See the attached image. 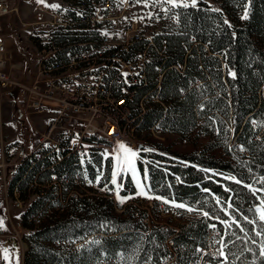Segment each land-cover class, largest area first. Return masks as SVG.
<instances>
[{"label":"trees","instance_id":"trees-1","mask_svg":"<svg viewBox=\"0 0 264 264\" xmlns=\"http://www.w3.org/2000/svg\"><path fill=\"white\" fill-rule=\"evenodd\" d=\"M245 11L247 20L242 18ZM170 14L160 19L162 27L154 31L152 45L147 40L133 45L149 57L145 78L133 87L135 94L126 104L135 117L137 136L145 137L143 133L158 124L161 131L194 145L183 153L159 141L147 147L152 151L146 182L160 197L195 205L201 213L176 227L158 220L147 227L145 210L126 206L116 212L108 199L85 196L73 183L80 166L66 149L59 160L55 155L25 160L10 181V188L19 189L22 197L35 195L20 213L27 244L22 264H195L213 224L228 245V264H264L261 238L255 236L260 228L243 219L257 218L253 209L261 195L253 196L245 185L264 177V0H197L196 7L175 8ZM96 42L84 30L57 35L58 50L51 59L66 65L68 54ZM138 168L143 170L141 163ZM51 173L60 180L61 193L50 184ZM74 188L80 196L68 197ZM228 204L256 244L237 239L244 233L235 225L225 233L220 220L231 218L221 209ZM205 211L213 218L204 217ZM75 241L81 242L77 248ZM249 247L251 252L246 251ZM205 258L210 264H224L223 257Z\"/></svg>","mask_w":264,"mask_h":264},{"label":"built area","instance_id":"built-area-1","mask_svg":"<svg viewBox=\"0 0 264 264\" xmlns=\"http://www.w3.org/2000/svg\"><path fill=\"white\" fill-rule=\"evenodd\" d=\"M61 1L64 6L54 17L49 21L36 22L44 27L37 29L39 57L33 81L27 84L15 79L7 67V44L2 19L11 12H17V9L8 7V0H0V95L18 89L23 94L26 114L49 113L48 122L41 132L38 131L35 146L16 160L6 158V161L0 162V187L3 184L11 206L19 211L16 221L12 222L8 218L12 233L19 239L23 231L20 213L25 210L26 202L35 196L22 197L19 189L10 188V173L22 161L32 162L51 155L59 160L61 151L66 149L77 159V163H81L84 158H93L94 166L90 170L94 173L97 168L95 159L100 153H111L120 143L133 150L138 147V141L128 140V131L136 133V127L135 117L126 100L133 98V87L143 82L149 56L145 49L139 50L133 45L142 40L152 45L153 31L145 33L138 21L124 17L129 1ZM119 6L121 11L116 12L115 8ZM83 30L93 34L98 42L90 43L77 53L68 54L67 64L58 66L51 59L58 50L54 43L55 36ZM155 100L158 101L157 98ZM140 106L143 107L142 102ZM151 132L156 134L162 131L156 124ZM102 137H113V145H102ZM6 166L9 167L8 173H4ZM49 181L57 185L61 193V182L54 173L50 174ZM73 183L85 190V196L108 199L115 209L120 202L116 188L110 182H94L93 179H83L82 175H77ZM67 196L80 195L74 188L68 190ZM9 236L4 226H0V238ZM221 237L211 232L207 237V246L199 248V252H206L211 258L217 257L214 254L220 244L215 241ZM117 262H123V257L119 256ZM0 264H5L3 258ZM205 264H210L208 258Z\"/></svg>","mask_w":264,"mask_h":264},{"label":"rangeland","instance_id":"rangeland-1","mask_svg":"<svg viewBox=\"0 0 264 264\" xmlns=\"http://www.w3.org/2000/svg\"><path fill=\"white\" fill-rule=\"evenodd\" d=\"M121 1H129L126 6L127 12L124 14V17H130L138 21L144 28L143 30L145 33H151L153 31L152 36L154 31L156 32L162 27L160 19L168 17V14L174 12L175 9L171 8V5L167 3L161 4L160 0ZM185 2L191 5V0H185ZM7 4L8 7L17 9V12H11L2 19L4 34L13 39L14 42L12 46L7 47V67H9L10 73L15 79L19 82L28 84L33 81L35 67L39 57L37 53L40 48L38 44L37 29L44 27V25L37 24L36 22L39 20L49 21L54 17L55 13L61 9L60 7L64 6V3L61 0H43V3L38 2V0H8ZM50 5H59L60 7L52 8ZM165 8L171 10L165 12ZM115 9L116 12L121 11V6L116 7ZM169 16V18H175V15L173 16L170 14ZM46 35L48 36V33ZM44 118L49 120V113L42 115L25 113L23 107V94L20 90L15 92V89H12L10 91L2 92L0 95V162L6 161V158L16 160L25 151L34 147L37 142L38 131L41 132L43 130L42 125L44 123ZM148 133L149 134L145 132L143 133V136L146 134L145 137H139L135 134L137 138L135 141H138V147L136 149L138 155L135 158V177L131 172L126 174L121 173L117 177V184L114 185L111 183L112 172L114 170V165L116 164L113 157L117 154L119 147H115L111 153L102 152L96 157L95 164L97 168L94 173L90 170V168L94 166V162L91 167H88L90 164L86 163L87 170L90 178L93 179L94 182H110L116 188V193H118L120 200L121 198L124 199V203L118 202L116 204V212H122L126 206H134L137 207V209L146 211L144 222L147 227H151L153 223H158V221H160L161 224L169 223L176 227L177 223L187 222L192 217L199 216L201 212H197L195 205H190L186 202H173L163 197L161 200L155 199V197L159 195L152 192L148 188V185L145 189L148 192V196L138 195L139 188L137 187V180L143 181L144 184L147 183V176L143 177V172L145 171L147 174L149 173L148 166L151 160L148 153L151 152L145 151L144 149H149L147 147L151 144L158 141L163 142L165 145L169 143L171 150L179 153L192 149L194 145H192L191 141H184L175 135L163 131L152 134L150 129ZM142 145H145L144 149H141V147H143ZM105 153H107V155H105ZM121 155H123V153H121ZM138 163L142 164V171L139 170ZM8 169L9 167L6 166L4 173H8ZM11 172L10 181L12 180L11 176H13V170ZM223 176L227 177L226 175ZM97 178H99V180ZM261 178L251 184L253 188L264 189V184L260 182ZM258 192H261V195H259V199L261 200V198H264V191ZM164 200L169 201V203L166 204L168 205L167 210L163 206V204H165ZM155 201L159 203L158 206H154ZM181 203L186 207H175V204ZM259 205L260 202L256 208ZM188 208H192L193 211H188ZM152 209L159 211L158 213H155L158 214L159 218H157L152 212ZM256 214L258 218V213ZM0 215V220L3 221L5 231L10 234L9 237L0 239L8 240L10 238L12 240L9 249L5 246L0 247V259L4 258L7 260V264H22L24 253L27 250V244L23 236L19 239L12 233L8 218H10L12 222L16 221L19 217V211L16 210L13 205L11 206L10 200L5 195L3 184H1L0 187ZM209 229L210 233L214 232L218 237L222 235V231L217 227L213 229L209 226ZM80 243V241H75L73 246L77 248ZM168 245L171 247L170 242H168ZM5 249L8 250L7 253H5ZM205 255L206 253L203 252L202 257H200L195 264H203V260H206V258L204 259ZM6 256L7 259L5 258ZM202 258L203 260L201 261ZM200 261L202 263H200ZM105 263L109 264L107 262Z\"/></svg>","mask_w":264,"mask_h":264},{"label":"snow or ice","instance_id":"snow-or-ice-1","mask_svg":"<svg viewBox=\"0 0 264 264\" xmlns=\"http://www.w3.org/2000/svg\"><path fill=\"white\" fill-rule=\"evenodd\" d=\"M38 2L43 3V0H38ZM160 2H161V4L167 3V4L171 5V8H179V7L187 8V7H189V4L186 3L185 0H160ZM249 2H250V0H249ZM196 4H197V0H191V6L192 7H196ZM50 7L59 8L60 6L59 5H50ZM170 10L171 9H168V8L164 9L165 12H168ZM213 10L218 11L216 9H213ZM242 18L245 20H247L249 18L247 11H245V14ZM224 23L227 24L228 22L224 21ZM230 75L233 78L236 77L235 72L230 71ZM144 150L145 151H152V149H144ZM121 153H123V155H121ZM105 155H107V153H105ZM137 155H138V152L136 150H133L131 147L126 146L124 143L119 144L118 152L113 157L116 161V164L114 165V170L112 172V179H111L112 184H114V185L117 184V177L121 173L126 174L128 172H131L134 177L136 176L135 158L137 157ZM145 177H146V174H145ZM97 179L99 180V178H97ZM226 179L233 180L237 184L242 183V181L237 179L235 176L226 177ZM260 182L262 184H264V178H261ZM118 187H119V185H118ZM137 187L139 188V192L137 193L138 195L146 196V197L148 196V192L145 190L147 188V185L144 184L143 181L137 180ZM245 187H247L250 190V192L252 193L253 196H255L258 191H264V189H255L250 184L245 185ZM205 191H207V190H205ZM148 198H152V197H148ZM155 199L161 200L162 197L157 196V197H155ZM120 202L124 203V199L121 198ZM164 203L167 204V203H169V201L164 200ZM216 203L217 204L220 203L219 198H217ZM175 207L185 208L186 206L181 203V204H175ZM232 207H233V205L228 204L227 207H223L221 209L226 216L231 217V221L220 220V218L218 216L214 217V218L217 220H220L221 224L226 225V228H225L226 234H229L228 230L231 229L233 227V225H235V227L238 228L240 232L244 233V236L243 237L236 236L235 232L230 233L232 236H236V238L240 239V240H249V241H251L252 244H256L257 243L256 239H254L252 236H250L249 233L245 231L244 227L240 224V222L234 216H232L231 212L228 211V208H232ZM187 210L190 212L193 211L192 208H188ZM253 211L258 213V218L249 219V217L244 216L243 219L245 221H247L248 224L259 226L260 230L255 231V236L261 238L260 242H259V255L261 257H264V198H261L260 205L257 208L253 209ZM203 216L207 217V218H213V217H210V214L206 211L203 212ZM2 225H3V221L0 220V226H2ZM211 227L213 229H215L216 225L213 224V225H211ZM93 243H98V241H93ZM215 243H219L220 248L217 250V252L214 255H217L219 257H223L224 258V264H228L227 258H228L229 253H226L224 251V249L228 246L227 243L224 241L223 237H221L220 240H216ZM232 244L235 245V240L232 241ZM4 251H5V253L8 252L7 249H5ZM246 251L251 252L252 248L249 247L246 249ZM231 254L236 255V253H231ZM5 258L7 259V256Z\"/></svg>","mask_w":264,"mask_h":264},{"label":"bare ground","instance_id":"bare-ground-1","mask_svg":"<svg viewBox=\"0 0 264 264\" xmlns=\"http://www.w3.org/2000/svg\"><path fill=\"white\" fill-rule=\"evenodd\" d=\"M135 131H128V140L129 141H135L136 138V135H135ZM102 145H113V137H102ZM39 159V158H38ZM42 159V158H41ZM86 161L87 164H90L93 160V158H84L82 161ZM81 161V163H78L79 166H80V172L81 173H78L76 174L75 176V181L77 180V175H82L83 179H91L90 176H89V173H88V170H87V164H83ZM16 169H13V175L15 173ZM12 174V172H11ZM11 184V182H10ZM28 202H26L25 204V208L27 206Z\"/></svg>","mask_w":264,"mask_h":264},{"label":"crops","instance_id":"crops-1","mask_svg":"<svg viewBox=\"0 0 264 264\" xmlns=\"http://www.w3.org/2000/svg\"><path fill=\"white\" fill-rule=\"evenodd\" d=\"M13 39H11V38H9L8 36H6V44H7V47L8 46H12L13 45ZM7 50H8V48H7ZM43 125H42V127H44L45 126V124L48 122V119H43ZM93 162H94V159L92 160V162L90 163V165H88V167H91L92 165H93ZM82 163L83 164H85L86 163V161L84 160V161H82ZM145 174H146V176H148V174L144 171L143 172V177H145ZM13 176H11V178H12ZM146 185H147V183H146ZM0 218H1V215H0ZM12 242V240L9 238L8 240H5V239H0V247H3V246H5L7 249H9L10 248V243ZM3 260H4V263L5 264H7V260H5L4 258H3Z\"/></svg>","mask_w":264,"mask_h":264},{"label":"water","instance_id":"water-1","mask_svg":"<svg viewBox=\"0 0 264 264\" xmlns=\"http://www.w3.org/2000/svg\"><path fill=\"white\" fill-rule=\"evenodd\" d=\"M18 91V89H15V92Z\"/></svg>","mask_w":264,"mask_h":264}]
</instances>
